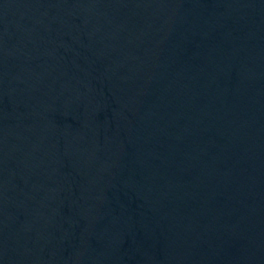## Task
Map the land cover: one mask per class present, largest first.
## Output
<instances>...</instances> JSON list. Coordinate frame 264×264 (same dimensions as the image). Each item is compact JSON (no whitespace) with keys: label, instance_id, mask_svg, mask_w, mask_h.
Masks as SVG:
<instances>
[{"label":"water","instance_id":"water-1","mask_svg":"<svg viewBox=\"0 0 264 264\" xmlns=\"http://www.w3.org/2000/svg\"><path fill=\"white\" fill-rule=\"evenodd\" d=\"M0 264H264V0H0Z\"/></svg>","mask_w":264,"mask_h":264}]
</instances>
